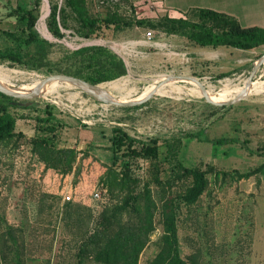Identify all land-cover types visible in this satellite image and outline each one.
<instances>
[{"label": "rangeland", "instance_id": "rangeland-1", "mask_svg": "<svg viewBox=\"0 0 264 264\" xmlns=\"http://www.w3.org/2000/svg\"><path fill=\"white\" fill-rule=\"evenodd\" d=\"M66 1L0 0V29L23 35L16 18L6 14L9 8L17 6L32 8L37 15L34 29L39 38L51 43L49 47L20 43L30 62L37 60L41 50L46 51V64L39 68L0 62V76L10 73V87L31 85L47 75L75 70L80 64L72 51L96 44L108 47L127 67L125 75L115 78L120 80V88H108L115 97L134 98L144 86H155L165 75L181 74L198 78L211 90L207 91L211 99L223 101L241 90L252 63L264 52V45L249 50L201 47L183 36L165 34L146 25L103 27L96 36L84 38L80 35L83 29ZM52 6L57 7V12L64 9L66 25L59 23L61 37L48 29ZM84 7L93 17L117 15L155 22L163 14L157 0H84ZM172 12L179 14V10ZM182 16L198 20L194 10ZM13 44L9 37L0 36V48ZM252 81L256 83L248 87L250 92L243 99L226 106L207 105L202 94L192 90L199 85L185 80L160 84L173 92L157 93L137 108L102 103L67 84L32 99L31 107L10 106L16 134L0 141V264H108L98 260L97 255L119 225L115 224L117 217L106 233L96 236V231L102 230V212L107 210L109 219L117 212L121 222H137L132 211L114 208L126 191L116 185L110 187L102 178L104 164H113L111 153L103 144L114 126L122 127L139 141L151 136L158 137L159 142L181 136L178 158L185 166L206 172L204 191L188 203L183 194L191 185V176L168 184L164 181L168 177L164 169L167 164L162 159H129L130 173L138 180L136 191L147 185L155 203L153 230L137 264H147L159 251L161 200L169 194L176 206L179 253L188 264H264V172L237 177L238 172L264 163V153L256 150L264 142V62ZM145 93L143 90L142 94ZM17 100L20 99H13ZM47 104L63 121L59 144L80 150L76 164L67 173L47 168L32 151V137L40 133L37 117L44 115ZM190 133L195 136L186 135ZM219 137L235 141L212 142ZM89 144L92 149L87 147ZM84 150H89L90 157L80 163ZM126 160L118 150L115 170L119 171ZM78 163L81 170L75 174ZM95 191L99 192L98 198L93 196ZM6 225L10 226L9 233Z\"/></svg>", "mask_w": 264, "mask_h": 264}, {"label": "trees", "instance_id": "trees-1", "mask_svg": "<svg viewBox=\"0 0 264 264\" xmlns=\"http://www.w3.org/2000/svg\"><path fill=\"white\" fill-rule=\"evenodd\" d=\"M66 5L78 19L83 29L80 35L84 38L96 36L103 27L122 28L132 25H146L165 34L183 36L201 47L216 48L224 45L249 50L264 45V28L259 26H241L232 16L208 8L194 10L197 13V21L186 19L182 15L172 17L162 14L159 19L152 22L143 19H123L117 15L93 17L86 12L84 0H67ZM63 12L64 9L59 8L57 12V7L52 6L47 18L49 31L57 37L63 36L59 23L62 26L66 25L62 15ZM6 15L16 18L23 35L0 29V36L9 37L14 41L13 46L6 45L4 48H0V62L8 61L10 65L24 64L28 68H39L45 65L44 57L46 51L41 50L36 58L37 60L30 62L29 59H25L26 52L20 46L21 42L25 45L31 43H40L42 46L45 45L47 47L51 45L48 40L39 38L38 33L34 29L37 15L32 8L28 9L20 6L9 8ZM58 16L60 18L59 21L57 20ZM72 54L77 57L80 66L75 70L63 71L64 74L82 78L92 84L110 83L113 79L127 73L124 60L104 45L81 46L74 49ZM60 83L64 85V83ZM255 83L256 81H252L248 87L253 86ZM0 84L9 86L8 82L2 80H0ZM19 88L25 89V87ZM142 92L143 90L136 97L142 96ZM13 99V97L0 92V141L16 134V120L9 110L10 106L16 104ZM207 105L213 107L210 104ZM140 106H134V108ZM44 109V115L37 117L38 121L41 122V125L37 126V130L40 133H36L32 137V151L38 155L47 168L56 169L62 173L70 172L77 162V154L80 150L71 145L59 144V130L63 121L56 116L57 114L53 112L48 104ZM186 135L195 136L194 133ZM109 141L110 146L108 148L112 153L111 163H115L118 150H121V154L127 160L124 161L119 171L115 170L113 164H104L105 173L102 178L110 184V187L116 185L118 189L126 191L120 204L115 205L114 208L117 211H132L137 222H121L117 212H113L111 214L112 219H109L107 210H104L101 214L100 222L102 223V230L98 229L95 235L106 233L112 220L117 217L118 220L115 221V224L119 226L116 228L114 235L103 243L97 259L108 264H137L139 253L146 245L150 231L153 230L152 209L155 207V203L147 185L136 191L138 180L130 173L129 159L135 157L162 159L167 164L164 169L168 172V177L164 181H167L168 184L185 176H191V185L186 188L183 194V198L188 203L195 201L204 191L207 183L206 172L196 167H187L178 158L182 145L181 136H171L160 142L158 137L151 136L147 137L146 140L139 141L129 135L122 127L114 126L111 129ZM234 141L233 138L228 137H219L212 140L213 143L218 144L232 143ZM135 142L140 145L136 146ZM256 150L264 153V142L258 145ZM81 152L83 157L80 158V163L85 158L90 157L88 150ZM160 155H162V158ZM80 170L78 163L75 174H78ZM259 171L264 172V163L252 170L238 172L237 177L245 178ZM157 181L160 183L164 182L159 178H157ZM141 201L143 204H141ZM175 208L174 198L170 194L161 200V244L159 251L147 264H188L179 253ZM105 220L111 221L106 223ZM6 228L7 233H9L10 226L6 225Z\"/></svg>", "mask_w": 264, "mask_h": 264}, {"label": "water", "instance_id": "water-1", "mask_svg": "<svg viewBox=\"0 0 264 264\" xmlns=\"http://www.w3.org/2000/svg\"><path fill=\"white\" fill-rule=\"evenodd\" d=\"M264 62V52L252 63V69L245 80V82L242 85L241 90L232 98H229L227 100H221V101H215L211 99L204 86L201 84L200 80L194 76H188V75H165L158 84L155 85L154 88H152L149 92L143 94L139 97L129 98V99H121L118 97H115L108 91L102 89L99 87V84H92L82 78L64 74V73H57V74H50L45 76L43 79H41L38 83H36L31 88H19V87H10V86H3L0 84V92L4 93L8 96H11L15 99H20L17 101H14V103L18 105H25L29 106L33 103L32 99L39 97L44 92V87L46 84L53 80L60 81L64 84L76 87L80 89L81 91L87 93L91 97H93L95 100L100 101L102 103L107 104H114L118 106H137L140 104H143L148 99L153 97L156 94L157 88L160 86V84L167 83L169 81H195L201 90L202 97L208 104H212L215 106H226L233 103H236L243 99L250 91L248 90L249 84L252 82V77L260 67V65ZM21 99H27L25 102L21 101ZM29 99V100H28Z\"/></svg>", "mask_w": 264, "mask_h": 264}, {"label": "crops", "instance_id": "crops-1", "mask_svg": "<svg viewBox=\"0 0 264 264\" xmlns=\"http://www.w3.org/2000/svg\"><path fill=\"white\" fill-rule=\"evenodd\" d=\"M157 4L161 6L163 14L172 17L181 16L183 13L198 8H208L232 16L241 26L264 28V0H157ZM173 10H179V14H173ZM56 116L60 118L59 115ZM104 138H106L107 143L103 145L110 151L108 148L110 146L109 136ZM87 147L92 149L90 144ZM109 160H106V162H109Z\"/></svg>", "mask_w": 264, "mask_h": 264}, {"label": "bare ground", "instance_id": "bare-ground-1", "mask_svg": "<svg viewBox=\"0 0 264 264\" xmlns=\"http://www.w3.org/2000/svg\"><path fill=\"white\" fill-rule=\"evenodd\" d=\"M14 71V70H13ZM9 77H10V73H9V75L7 74V76H0V80H2V81H5V82H8L9 83ZM40 80H35L31 85H24V86H22V87H25V88H31V87H33L36 83H38ZM119 79H115V80H112L110 83H100L99 84V87L101 88V87H106V89H108V88H110V87H119L120 86V84H119ZM175 82V81H174ZM61 85H63V84H61L60 82H58V81H55V80H53V81H51V82H49L48 84H46L45 85V87H44V94H51V93H53L56 89H57V87H59V86H61ZM225 85H227V83L225 84ZM169 86H171V85H169ZM173 86V85H172ZM204 86V88L206 89V92L207 91H211L209 88H207L205 85H203ZM155 86H153V85H146V86H144V88H143V90L145 91V92H149L152 88H154ZM120 88V87H119ZM177 88V87H176ZM192 90L194 91V92H196V93H201V90H200V87H194V88H192ZM108 92H109V89H108ZM171 92H173V90H171V89H169V88H167V87H164V86H159L158 88H157V90H156V94L157 93H159V94H170ZM110 93V92H109ZM172 97V96H171Z\"/></svg>", "mask_w": 264, "mask_h": 264}, {"label": "built area", "instance_id": "built-area-1", "mask_svg": "<svg viewBox=\"0 0 264 264\" xmlns=\"http://www.w3.org/2000/svg\"><path fill=\"white\" fill-rule=\"evenodd\" d=\"M148 35L150 36V35H151V32H148ZM93 196H94L95 198H98V197H99V192L95 191V192L93 193Z\"/></svg>", "mask_w": 264, "mask_h": 264}]
</instances>
